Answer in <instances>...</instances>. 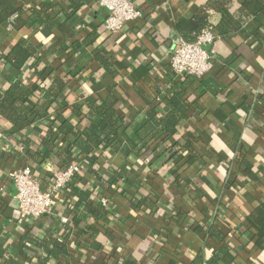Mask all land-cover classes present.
<instances>
[{
	"label": "crops",
	"instance_id": "crops-1",
	"mask_svg": "<svg viewBox=\"0 0 264 264\" xmlns=\"http://www.w3.org/2000/svg\"><path fill=\"white\" fill-rule=\"evenodd\" d=\"M15 1L29 5L42 0ZM44 1L59 9L51 26L35 32L29 25L11 29L0 11L1 89L21 77L64 79L65 62L70 61L71 70L83 51L106 49L117 72L108 74L89 62L80 76H71L67 95L46 123L26 132L0 123L5 133L0 140V247L18 264H192L202 253H218L220 264H264V26L259 41L240 32L218 35L213 69L197 80L176 76L169 58L181 37L176 22L193 18L203 0H131L143 17L120 34L106 31L108 13L96 0ZM63 26L71 32L64 35ZM58 40L65 42L64 50ZM19 41L34 50L35 60L50 47L57 49L35 74L30 67L35 60L24 71L4 60ZM180 84L186 87L187 107L179 134L193 152L182 149L179 161L157 152L144 163L124 139L90 156L75 151L62 157L74 137L58 138L50 125L70 121L82 130L86 119L76 109L78 102L112 98L125 121L140 122L153 106L163 111V97ZM161 137L147 146L159 145ZM45 139L54 143L46 156ZM73 162L83 172L56 197L52 213L20 220L9 175L29 164L46 190L52 173ZM104 198L108 206L102 205ZM144 198H152L155 206L139 205ZM95 205L108 214H91ZM217 229L225 241L213 236ZM51 239L64 242L68 255L48 258L40 243Z\"/></svg>",
	"mask_w": 264,
	"mask_h": 264
},
{
	"label": "trees",
	"instance_id": "trees-1",
	"mask_svg": "<svg viewBox=\"0 0 264 264\" xmlns=\"http://www.w3.org/2000/svg\"><path fill=\"white\" fill-rule=\"evenodd\" d=\"M57 9H59L58 6L44 0L29 5H20L15 0H0V11L6 20H9L14 14L18 15L15 23L11 24V29L17 30L24 25H29L32 32L45 24L51 26L52 18L58 12ZM263 26L264 0H203L198 4V10L193 18L180 19L175 24L177 32L187 42H194L196 37L207 31L221 37L240 32L246 38H254L259 41L261 39L259 32ZM62 31L64 35L71 32L68 26H63ZM96 36L95 34L88 38L85 45H89ZM57 43L61 50L66 48L65 42L62 43L58 40ZM56 49V46L50 47L35 60L34 50L24 41H19L3 56L7 66L23 71L28 70L30 63L35 60L30 67L33 69V73L38 74L46 56L55 53ZM82 55L83 57L73 64L71 70L69 69L70 61L65 62L64 71L67 72V79L46 75L42 78L37 76L38 81L33 82L30 77H24L25 79L21 77L18 81L11 83L8 88H0V123L19 132H26L36 124L46 123L52 108L55 107L58 100L67 95L68 81L72 77L80 76L86 70L89 62L101 66L108 74L115 75L117 72L111 62V54L106 49H97L92 53L83 51ZM45 83L50 84L49 88L42 89ZM40 88L42 92L37 94V90ZM185 94L186 87L183 84L177 85L163 97L164 103H162L165 104L163 111L153 106L147 111L144 120L134 123L125 121L119 113L117 103L112 98H107L102 102H98L96 99L78 102L76 109L78 112L80 111V114L82 111L86 119V125L82 130L70 121L59 125L53 123L50 128H55L58 138L60 136L74 137L73 144L64 147L62 157L67 155L72 157L75 155V151L80 157L90 156L96 152L99 153L98 148L116 147L124 139L144 163L150 161L157 152L169 154L171 161L177 162L182 157V149H186L189 153L193 152L190 145L180 136L178 128L187 107L183 100ZM83 108L87 109L85 113H83ZM155 137H161L160 144L148 147V141ZM58 138L55 140L57 141ZM43 143L46 146L45 149L47 148L44 155H50L54 143L46 141V139L43 140ZM72 164H76V162ZM82 172L83 170L79 175ZM151 199L144 198L139 205L148 203L150 207L155 206ZM91 214L99 217L106 216L108 212L102 206L95 205ZM213 236L219 241L226 240V236L220 229L215 230ZM40 246L48 258L56 260L68 255L69 252L67 245L57 239L42 242ZM0 261L3 264H18L17 260L1 247ZM220 262L221 257L218 253H214L210 257L202 253L196 257L192 264H220Z\"/></svg>",
	"mask_w": 264,
	"mask_h": 264
},
{
	"label": "built area",
	"instance_id": "built-area-1",
	"mask_svg": "<svg viewBox=\"0 0 264 264\" xmlns=\"http://www.w3.org/2000/svg\"><path fill=\"white\" fill-rule=\"evenodd\" d=\"M97 4L107 11L105 29L111 34H120L125 27L142 19L143 12L131 0H96ZM18 15H12L9 27L14 24ZM218 35L207 31L196 37L194 42H187L181 37L176 39L169 58L171 71L178 77L189 76L197 80L206 78L213 69ZM5 133L0 128V140ZM82 170L80 164H71L63 170L52 173V182L48 189L35 177L34 169L26 164L9 176L16 189L18 213L20 220H36L49 215L53 211L56 197L69 186ZM103 206H108V199L101 200ZM64 223L68 218L62 219Z\"/></svg>",
	"mask_w": 264,
	"mask_h": 264
}]
</instances>
